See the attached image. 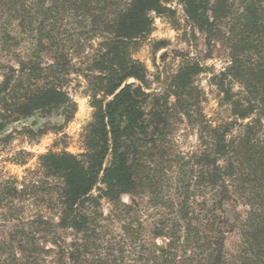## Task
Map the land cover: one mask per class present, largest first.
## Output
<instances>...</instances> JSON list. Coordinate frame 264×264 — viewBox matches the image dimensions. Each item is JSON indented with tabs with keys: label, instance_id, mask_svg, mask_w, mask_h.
Wrapping results in <instances>:
<instances>
[{
	"label": "trees",
	"instance_id": "trees-1",
	"mask_svg": "<svg viewBox=\"0 0 264 264\" xmlns=\"http://www.w3.org/2000/svg\"><path fill=\"white\" fill-rule=\"evenodd\" d=\"M166 1L0 0V148L12 124L73 117L75 58L105 97L84 153L41 154L21 181L0 173V264H264V0H178L208 42L230 51L215 86L231 117L216 124L198 111V62L184 61L171 91L124 84L145 81L127 47L149 34L150 12H172ZM176 120L198 125L195 151L178 150ZM232 233L241 241L230 253Z\"/></svg>",
	"mask_w": 264,
	"mask_h": 264
},
{
	"label": "rangeland",
	"instance_id": "rangeland-1",
	"mask_svg": "<svg viewBox=\"0 0 264 264\" xmlns=\"http://www.w3.org/2000/svg\"><path fill=\"white\" fill-rule=\"evenodd\" d=\"M164 5L172 12H164L162 15L150 12L148 15L152 23L149 34L127 47V54L144 66L145 81L139 83L129 79L124 84L141 85L148 94L163 93L169 89L171 91L173 79L177 77L184 61L188 59L198 62L203 68V71L193 78V85L197 88L200 98L198 111L211 124L227 121L231 116L226 105H219L222 94L219 95V88L215 83L221 79L219 73L229 63V48L213 39L208 42L207 34L192 25L178 0H168ZM221 25L223 29L224 22ZM97 43L98 40H94L90 48L86 47L85 54L90 55L96 49ZM80 61L79 58L74 59L72 64L75 69L66 85V91L75 104L74 115L68 122L64 123L60 115H51L33 117L7 128V132L13 136L8 145L0 148V173L5 178L12 177L21 181L23 177H27L26 171L35 169L37 157L41 154L64 151L74 155L84 153L86 129L105 97L99 79L93 78L97 72H89V63L79 64ZM239 90L237 84L232 85V92ZM169 101H173L172 96ZM145 107L148 111L152 102L147 101ZM24 128L32 130L33 134H27ZM173 133V141L180 152L188 153L198 148V125H189L186 120H176ZM148 149L149 144L143 145L140 152L142 159L146 160V165L149 166ZM21 151L25 155L15 156L14 153ZM12 157L23 162L12 161ZM96 193L93 191V194ZM147 199V196L143 198L145 203ZM121 200L129 203L130 197L122 195ZM101 206L103 213H107L111 208L105 199L101 201ZM225 208L231 214L233 209L230 205ZM245 209L244 205H239L235 210L243 212ZM240 241L238 233L230 234L225 243L226 250L235 252Z\"/></svg>",
	"mask_w": 264,
	"mask_h": 264
}]
</instances>
